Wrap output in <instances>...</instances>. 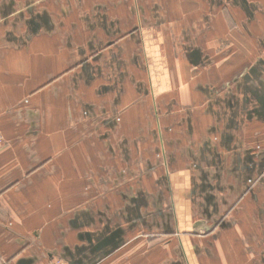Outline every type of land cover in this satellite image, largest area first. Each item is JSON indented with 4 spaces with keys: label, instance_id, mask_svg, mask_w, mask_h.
<instances>
[{
    "label": "crops",
    "instance_id": "0c3cea01",
    "mask_svg": "<svg viewBox=\"0 0 264 264\" xmlns=\"http://www.w3.org/2000/svg\"><path fill=\"white\" fill-rule=\"evenodd\" d=\"M0 132V264H264V0H0ZM135 165L188 234L130 230ZM213 165L221 247L189 205Z\"/></svg>",
    "mask_w": 264,
    "mask_h": 264
},
{
    "label": "rangeland",
    "instance_id": "374dc122",
    "mask_svg": "<svg viewBox=\"0 0 264 264\" xmlns=\"http://www.w3.org/2000/svg\"><path fill=\"white\" fill-rule=\"evenodd\" d=\"M244 66V65H243ZM242 66V67H243ZM221 111V105H220ZM214 148H217V137L214 136L211 138ZM217 151V149H216ZM218 154V151L216 155ZM213 155V154H212ZM133 163L137 164V161ZM196 171V169H194ZM200 174L193 177V181L188 184L191 188H195L193 199L189 201V205L192 206V212L189 211L188 215L184 212V209L181 212V218H185L192 215L194 221H204V226L211 225L212 229L216 231L210 233V237H202V233L205 228L194 229L193 233L188 235V238H192V246L195 251V257H200L201 245H203V240L207 239L206 245L210 246H220L221 247V166L215 167L214 165L209 167H204V169H199ZM130 175L134 180L127 187L126 190L129 194L128 211H132L135 216L131 215L135 222L131 223L130 230L142 229L144 237L147 239H159L163 237V241H169L172 239H177L181 234H185V228L187 226H182L181 231H175L173 227V211L170 209L169 204V191L168 185L164 178L163 169H155L154 165L147 167L145 169H139L138 166H132L130 169ZM132 181V180H131ZM175 192H184L187 189V185L183 182L174 183ZM162 196V198H159ZM179 201V200H178ZM119 202V201H118ZM137 202L139 206L137 207ZM179 208L184 207L186 202L179 201ZM120 203V202H119ZM135 206V209L133 208ZM102 207V206H99ZM208 209L209 217L207 218L204 213ZM118 211H115V215L110 218V226L117 227L118 221L117 217ZM109 217V216H108ZM121 226V225H119ZM174 229V230H173ZM129 234H132L130 232ZM188 234V233H186ZM165 236V237H164ZM85 256L90 254V246H87ZM163 251L170 253L162 254V260H165V257L172 256L175 257L176 264H183L178 248L168 247L167 242L161 244ZM93 254V253H92ZM198 259V258H197ZM166 261V260H165ZM89 262V260H87ZM95 263V262H93ZM84 264V263H83Z\"/></svg>",
    "mask_w": 264,
    "mask_h": 264
},
{
    "label": "built area",
    "instance_id": "2783aa9c",
    "mask_svg": "<svg viewBox=\"0 0 264 264\" xmlns=\"http://www.w3.org/2000/svg\"><path fill=\"white\" fill-rule=\"evenodd\" d=\"M3 142H4V136L0 132V147L3 145ZM48 264H74V263L72 261H68L63 258H54L51 259Z\"/></svg>",
    "mask_w": 264,
    "mask_h": 264
},
{
    "label": "water",
    "instance_id": "95a60500",
    "mask_svg": "<svg viewBox=\"0 0 264 264\" xmlns=\"http://www.w3.org/2000/svg\"><path fill=\"white\" fill-rule=\"evenodd\" d=\"M74 264H79V263H75V262H73Z\"/></svg>",
    "mask_w": 264,
    "mask_h": 264
}]
</instances>
